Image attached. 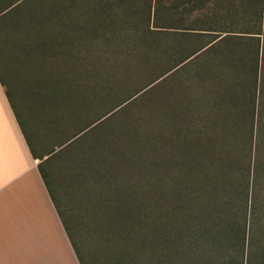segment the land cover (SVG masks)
<instances>
[{"label": "rangeland", "instance_id": "rangeland-1", "mask_svg": "<svg viewBox=\"0 0 264 264\" xmlns=\"http://www.w3.org/2000/svg\"><path fill=\"white\" fill-rule=\"evenodd\" d=\"M9 1L0 0V10ZM96 1L16 0L0 11V79L28 145L37 154L49 152L41 168L71 253L79 264L145 262L130 245L131 238L116 235L118 224L140 227L145 221L118 218L115 195L134 190L140 171L125 174L116 144L127 143L123 150L131 151L136 161H146L147 153L151 160L157 150L149 151L147 143L141 149L136 135L143 140L156 127L167 138L176 128L170 151L177 162L175 176L160 170L158 179L145 183L143 174L140 192L146 205L151 209L193 191V179L201 172L183 171L180 163L194 162L186 154L194 147L206 150L211 193L217 188L226 200L223 181L227 171L233 174L232 141L242 152L236 169H243L233 180L240 182L246 198L242 264H264V0H123L125 9L106 11L82 31H72L68 23L76 19L75 13L85 16ZM174 1L177 5L168 11L167 4ZM114 2L122 0H113V8ZM13 7H19L16 15L2 16ZM228 34L237 35L232 46L254 51L249 58L239 54L234 75L241 82L235 87L240 98L228 106L230 114L224 118L228 65L212 54L224 46L225 38L208 43L167 76H158L187 54L180 47L197 48ZM163 46L173 47V53H163ZM191 86L198 89L194 101L188 97ZM247 112L252 123L249 116L242 118ZM168 148L167 142L164 155ZM253 164L262 166L256 176ZM91 199L100 219L85 214L86 200ZM126 206L121 204L120 210ZM255 206L254 216H259L251 219ZM89 223L103 230L93 231ZM107 229L112 233H105Z\"/></svg>", "mask_w": 264, "mask_h": 264}, {"label": "trees", "instance_id": "trees-1", "mask_svg": "<svg viewBox=\"0 0 264 264\" xmlns=\"http://www.w3.org/2000/svg\"><path fill=\"white\" fill-rule=\"evenodd\" d=\"M15 1L16 0L7 2L4 8L10 6ZM112 1L113 0H97L96 3H92L88 7L85 16H83L79 12L75 13L76 19H73L68 23L71 30L78 33L83 30L85 23L98 19L100 15H103L102 13L106 11H113L115 9L126 8V4L123 0L119 3L114 2L113 8L111 5ZM158 2L160 1H155V3ZM167 5L168 6H166V9L169 11L173 10L177 4L174 1L169 2ZM18 8L19 7H13L2 16L8 17L16 15ZM114 13H116V11L113 13H109V17L114 16ZM235 36L237 35L228 34V36L224 35L219 37L218 39H209L206 43L197 48H190L189 45V47H180L186 48L187 54H185L180 60L173 64L170 69L158 76V78L161 76H167L173 70H176L179 67L183 66L185 62H182L185 59L190 56L194 58L196 55L200 54L201 50H203L202 48L208 43L225 38L224 46L216 51H213L212 54L214 58L219 59L220 64L223 60L226 61L228 65V69L226 70L227 72L223 75V78L227 80H229L227 76H229L230 78L228 100L223 106L225 118V115L230 114L227 110L228 106L231 105L234 107L236 105L237 98H240L239 92H237V89L235 87H239L241 82L238 84V79L234 75L235 70L240 62L239 54H242V52H244L249 58L253 56L254 51L251 46L244 49L239 48L238 46H232L233 43L236 42L237 37ZM227 44H230V46L227 47ZM162 51L163 53L169 54L173 53L172 51H174V48L163 46ZM222 53H224V55H222ZM211 58L212 57L210 56L209 60ZM192 81H195V79L191 80V83ZM151 83H148L147 85ZM142 89H140L138 92H140ZM201 89L202 84L200 90ZM197 90L198 89L192 88L191 86V90L189 91L188 96L190 101H194V99H196L195 97H197ZM201 93L204 94V90ZM135 94H133L132 96H134ZM128 99H130V97ZM252 110L254 113V108ZM248 116L250 118V123H252L251 115H249L248 112L242 115L243 120L244 118L247 120ZM198 126L200 127L201 125ZM175 131L177 132L176 128H172V130L170 131L171 136H167L166 138L162 130L157 129L156 127H151L147 131L149 133V136L147 137L144 135L143 140H139L136 135V141L140 143L141 149H144L143 143H147V147L151 149L149 151L157 150V156L154 158L155 160L151 159L152 161L148 160V153L146 161H136L131 151L123 150L125 149L124 145L127 143L121 144V140H119V143L116 144L117 154L121 160L119 162V165L122 166V169L126 170L125 174L128 175L131 173L132 175L136 176L137 171H140L136 176L140 179L134 181V190L130 192H119V194L115 195L118 196V199L115 198V201L119 200L116 201L119 203V205L117 203L119 212L118 218L122 219L123 221L129 219H139L140 217L145 219L144 223L140 227L136 224L130 223H128L127 225L118 224L115 227L116 229H118V231H116V235L120 236L121 239H125V237L127 239L131 238L130 240H132L133 242L130 245H132L133 250H137L138 252H140V254L144 255L145 262L142 264H242L243 253H241V249L245 237L244 226L246 198L245 195H243L244 193L241 191L240 182L238 180H233L236 178V174H241L240 170L243 169H239V167H237L236 169V166L238 164H241V159L239 160L240 157H238L237 154H242V152L238 149V147H236L235 144L233 145L232 141L231 147H233L235 151L230 153V156L232 158L231 165L232 167H234L233 174L232 170L230 172L227 171V175H224L225 178L223 181L224 190L222 196H227L226 200H221V194L219 193L217 188H215V191L212 189L214 192L213 194L211 193V184L209 179L210 176L205 175V173L207 172L206 167L208 166L203 160V155L205 154L206 150L203 151L202 148L194 147V151L190 150L189 153H186L190 155L189 158L191 160H194V162L188 163V161L183 160L180 163L182 170L183 168H189V170L194 168V170L201 172V176L199 178H195V180L193 179V191L190 190V192L186 194L183 192L181 197L177 198L176 200H170V203L165 200L164 204H159L158 206L152 205L153 207L151 209H149V205H146L147 203L143 199V194L140 192L142 191V175H145V178L143 180L145 183H147L150 178H153V180L158 179V177L155 176L158 175V171L160 170H163L164 173H167L168 171L169 175L175 176L174 169L176 168L177 162L172 158V152H170L173 149L172 136L175 134ZM73 136L74 135H72L71 137ZM116 139L117 138L115 137V141ZM64 141L59 145L63 144ZM167 142L169 143V148L168 150H166V154L164 155ZM28 147L32 156L39 159L37 168L47 187V190L49 191V188L44 180V175L46 174L43 173L41 168V163L47 161L49 158V156H46L44 158L43 156L47 155L49 152L37 154L29 145ZM159 150L161 151V153H159ZM169 155H171L170 158ZM257 162H255V164ZM166 163L171 165L172 167H168ZM255 164H253L252 168L253 176L258 175V173L262 170V166L258 167ZM255 184L256 180L253 178V186H255ZM238 185L240 190L239 192L237 191ZM95 195L97 196L96 199L99 200L98 195L96 193ZM86 201L87 202L85 206H87V208L85 214L87 218H91L92 220L100 219L102 217V214L95 210V202L92 199L90 201ZM121 204L127 206L121 208L120 210ZM254 213L258 214L256 206L251 211V219L255 218ZM258 216L259 215H257L256 218ZM89 224L92 225L91 223ZM63 227L66 232L64 223ZM89 228H94L93 231H97L99 228H101L100 230H103L102 227H96L93 225ZM107 232H109L108 229L105 233ZM66 235L69 239L67 232ZM134 264H136L135 260Z\"/></svg>", "mask_w": 264, "mask_h": 264}, {"label": "crops", "instance_id": "crops-1", "mask_svg": "<svg viewBox=\"0 0 264 264\" xmlns=\"http://www.w3.org/2000/svg\"><path fill=\"white\" fill-rule=\"evenodd\" d=\"M0 79V264H79Z\"/></svg>", "mask_w": 264, "mask_h": 264}]
</instances>
